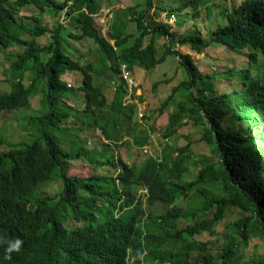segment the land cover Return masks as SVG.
<instances>
[{"label": "trees", "instance_id": "trees-1", "mask_svg": "<svg viewBox=\"0 0 264 264\" xmlns=\"http://www.w3.org/2000/svg\"><path fill=\"white\" fill-rule=\"evenodd\" d=\"M168 1L160 0L156 8L169 17L178 15L179 28L187 10L196 12L207 2L176 0L170 6ZM154 4L138 0L123 11L115 9L107 36H102L95 26L99 13L95 0H0V53L14 46L24 48L22 54L12 50L0 54V67L1 56L15 59L9 68L12 90L0 89V118L10 114L18 121L17 111L25 115L31 110L30 98L39 92L45 107L23 127L0 128V148H8L0 149V236L23 240L20 253H12L11 260L3 258L0 245L3 264H119L128 249L138 262L148 249L160 253V264H264V252L248 262L239 255L253 239L264 244V0L218 7L216 16L211 4L208 15L223 21L216 20L206 38L191 32L177 38L168 25H149L147 15ZM26 7L38 10L33 27L18 19ZM47 10L57 17L64 13L69 23L58 21L54 31L48 30L43 25ZM129 22L136 25L135 33L126 32ZM47 34L50 44L36 46L35 38ZM159 40H164L161 55ZM65 44L76 54L64 51ZM211 44L247 60L246 68L228 74L240 87L210 94L211 80L219 79V74L203 75L190 55L175 51L179 45L202 54ZM88 45L96 48L94 61L88 59ZM168 57L175 58L188 79L173 88L159 109L162 114L174 108L162 135L176 136L184 119L192 118L204 128L202 140L212 156L201 162L192 180L186 148L170 147L168 163L148 157L140 166L114 153L107 156L111 148L142 149L150 139V132L138 127L136 104L124 101L129 91L120 76L121 66L132 77L134 68L151 72ZM76 71L82 75V109L65 102L79 101L78 91L61 80L62 73ZM29 74L33 78L28 81ZM106 88L113 91L111 102ZM64 92L68 94L63 99ZM29 127L37 133L35 139L26 135L22 142H13ZM99 135L105 141L101 148ZM64 141L74 148H65ZM78 160L92 168L91 176L69 175L70 162ZM102 170L105 173L98 174ZM54 183L60 184L57 195H38ZM230 209L241 217L230 225L222 254H217L213 242H198L195 236L206 232L215 236ZM189 218L197 222L189 225Z\"/></svg>", "mask_w": 264, "mask_h": 264}, {"label": "rangeland", "instance_id": "rangeland-1", "mask_svg": "<svg viewBox=\"0 0 264 264\" xmlns=\"http://www.w3.org/2000/svg\"><path fill=\"white\" fill-rule=\"evenodd\" d=\"M14 1V0H13ZM58 3L63 2L64 0H55ZM99 7V13L95 17V26L98 29L100 35L107 36V31L109 25L111 23V18L115 9L117 10H124L131 6V4L137 3L138 0H95ZM142 1V0H139ZM176 0H169L168 3L170 6L176 5ZM243 0H207L206 4L203 7H200L196 12H190L187 10L186 13L188 16L184 18V26L179 28L177 25L178 15L175 16H168L166 12H160L156 7L159 6L160 0H154L155 8H152L148 15L147 21L149 25H154L156 23H162L165 25L170 26L171 32L176 35L178 38H182L186 32L191 33H200L203 35L204 38L208 37L209 30L214 28L217 21H223L221 16L217 17V21L208 15L207 7L212 4L214 9V16L219 15L220 8L218 7H230L232 5L238 6ZM135 2V3H134ZM162 2V1H161ZM166 4V3H165ZM163 7V5H160ZM165 7V6H164ZM142 9H138L141 11ZM39 17L38 10L34 7H26L22 8L20 14L18 16L19 21L24 22L29 27H33L34 25V18ZM60 21L63 25H67L69 23V18L62 13L61 16H55L52 11L47 10L43 17V25L48 28V30L54 31L57 27V22ZM128 34L136 32V25L129 22L128 29L126 31ZM51 36L48 34L42 37L35 38L36 46L43 47L45 45L50 44L52 40H50ZM149 41V37H146L145 43L147 44ZM70 45L72 44L69 42ZM75 46H79L78 43H75ZM69 45V46H70ZM163 45L164 40H159L156 42V47L159 50V55L163 52ZM89 47V45H88ZM84 46L81 48L83 49ZM90 48V47H89ZM13 51L15 53L22 54L24 52V48L18 46L12 47L10 50L3 49L0 54H7L8 51ZM86 50V49H85ZM64 51L71 52V56L76 54L73 50L65 44ZM175 51L180 52L184 55H190L194 61V63L198 66L200 72L203 75L206 74H219V79H212L211 82L213 84V90L209 91L210 94H221L225 90H231L237 88V86H241L240 84L235 83L234 81L230 80L229 72L231 69L242 70L248 66L247 60L236 53L230 52L226 48L222 47L218 44H211L206 49L205 52L202 54H197L189 49V47H180L179 45L175 46ZM90 56L88 59L94 61L96 57V48H90L89 52ZM43 60L45 61L48 58V55H43ZM2 59V67H0V89L3 93H10V82L13 77L10 76L9 68L10 65L15 62V59H7L4 56H1ZM26 77V75H25ZM132 77L136 82V90H135V97L136 99L132 98L131 96L125 97V103H134L137 106L138 112V121H139V129L146 130L150 132V139L148 145L145 147L146 150L150 154H156L160 160L165 163H168L171 160V151L169 150L170 147L175 146L179 148H186L187 149V166H189V176L188 178L192 180L196 177L199 170L201 169V162L212 159V156L209 154V149L206 144L202 140V135L204 133V128L200 125L194 123L192 118H185V126L178 131L177 135L171 137L169 139H165L162 135L164 128L168 123V115L170 112H174V108L171 107L169 113H160L159 109L163 102H165L169 96L173 88L178 86L182 81L187 80L188 77L186 72L182 67H180L177 63L175 58L168 57L165 62L157 68H155L151 72L144 71L139 68H134L132 72ZM29 80L33 78V75L29 74L26 77ZM26 84L28 85V82ZM82 75L79 71L72 72V73H62L61 80L66 82L68 87H72L74 90L78 91V95L76 99L79 101H69V99H65L70 106H75L77 109H82V99H83V92L81 91L82 85ZM158 83L157 87L154 89V85ZM114 86V83L111 84ZM212 89V88H211ZM70 90V89H69ZM105 94L111 102L113 100V91L110 88H106ZM70 92V91H68ZM65 93V94H64ZM62 98L64 99L68 93L64 92ZM180 99L189 105V102L186 101L180 94H177ZM43 96L41 92H39L37 97L31 99V110L27 111L25 116H21L18 121L13 119V115L7 114L6 119L0 118V128L4 125H14L15 129L16 126L26 125L29 121L35 119L42 115L45 107L42 104ZM22 113L23 110L18 111ZM143 116H146V119H142ZM24 117V118H23ZM32 127H29L26 131H23L24 134L29 138V140H33L34 135L37 133L31 132ZM29 133V134H28ZM31 134V135H30ZM4 136V135H3ZM62 139L64 135H61ZM100 141L99 147L101 148L102 143L104 144L103 138L101 135L98 136ZM124 139L127 141H131L129 136L125 135ZM19 142H22L23 138L19 137ZM82 140L87 141V138H82ZM80 145V143H78ZM64 147L67 149L72 150V144H67L64 141ZM114 153L115 156H120L125 162L128 164L133 163L135 161L139 166L146 160L147 154L144 153L143 149H139L137 147H133L131 149L121 148L118 151H114L111 148L108 151L107 156H111ZM101 156V154H99ZM173 163V160L171 161ZM69 175H75L80 177H89L93 174V170L91 167L85 165L83 160H78L77 162L72 161L70 162V168L68 170ZM105 171H100L98 174H103ZM60 191V184L54 183L46 187L42 192H38V195L46 194L49 196L57 195ZM241 217V213L236 209L228 210L226 214V218L224 221L218 224L216 227V235L212 236L210 233L206 232L200 235H196L195 239L198 242H208L211 241L214 243L213 249H215L217 254H222L220 252V247L222 244L225 243L224 237L227 235L228 229L230 225L237 221ZM189 223H196L197 218H189ZM264 252V244L257 239H253L248 246L243 247V250L240 256L243 257L242 262H248L256 253L260 254Z\"/></svg>", "mask_w": 264, "mask_h": 264}, {"label": "clouds", "instance_id": "clouds-1", "mask_svg": "<svg viewBox=\"0 0 264 264\" xmlns=\"http://www.w3.org/2000/svg\"><path fill=\"white\" fill-rule=\"evenodd\" d=\"M38 95L36 94V96H33L32 98H34V97H37ZM32 98H30V100L32 99ZM31 107H32V105H31ZM18 112V111H17ZM21 114V116H25V115H23L22 113H20ZM19 114V115H20ZM27 114V113H26ZM20 116V117H21ZM19 117V118H20ZM24 118V117H23ZM20 120V119H19ZM19 120H18V122H19ZM9 126V128L7 129L8 131L9 130H15V128H11L12 126H14V125H8ZM15 127V126H14ZM17 127V129L19 128V127H21V125H19V126H16ZM23 127V126H22ZM24 131V130H23ZM22 131V132H23ZM29 134V133H28ZM27 135V134H26ZM31 135V134H30ZM19 137H25V135L24 134H22V135H20V136H18V137H13L12 138V140H13V142H19L20 140H19ZM103 141H104V139H103ZM6 145H8V144H6ZM146 147V146H145ZM145 147H143L142 149H143V151H144V153L145 154H147V158L148 157H151V158H153V159H159L158 158V156L156 155V154H150L147 150H146V148ZM1 149V151H7L8 150V148H6V147H1L0 148ZM160 160V159H159ZM160 161H162V160H160ZM87 166V165H86ZM89 167V166H88ZM195 224V223H194ZM189 225H193V223H189ZM22 244H23V240H21L20 238H18V237H11V238H8V237H4V236H0V245H2L3 246V258L5 259V260H11V258H12V253H20V251H21V247H22ZM125 251V250H124ZM160 253H157V254H153V253H151V251L150 250H148V249H144V251H143V253L139 256V261L140 262H138V259L136 258V257H133L132 256V249H128L127 250V258H126V260L123 258V259H120V263L119 264H125V262L127 263V264H160L159 263V260H160Z\"/></svg>", "mask_w": 264, "mask_h": 264}, {"label": "built area", "instance_id": "built-area-1", "mask_svg": "<svg viewBox=\"0 0 264 264\" xmlns=\"http://www.w3.org/2000/svg\"><path fill=\"white\" fill-rule=\"evenodd\" d=\"M121 73H122V78L126 82L127 86L131 90L132 87L135 85L133 79L131 78L129 72L126 70V67L123 65L121 66Z\"/></svg>", "mask_w": 264, "mask_h": 264}, {"label": "bare ground", "instance_id": "bare-ground-1", "mask_svg": "<svg viewBox=\"0 0 264 264\" xmlns=\"http://www.w3.org/2000/svg\"><path fill=\"white\" fill-rule=\"evenodd\" d=\"M125 66V65H124ZM126 67V66H125ZM126 70L128 71V69H127V67H126ZM129 72V71H128ZM129 74H130V72H129ZM120 76H121V78H122V73H121V68H120ZM130 76H131V74H130ZM132 78V77H131ZM122 81L126 84V82L124 81V79L122 78ZM134 81V80H133ZM134 83H135V85L134 86H136V82L134 81ZM127 85V84H126ZM133 86V87H134ZM128 87V86H127ZM133 87H132V89L130 90L129 89V87H128V91H129V96H131V94H132V92H133ZM3 261L4 260H0V264H3Z\"/></svg>", "mask_w": 264, "mask_h": 264}]
</instances>
